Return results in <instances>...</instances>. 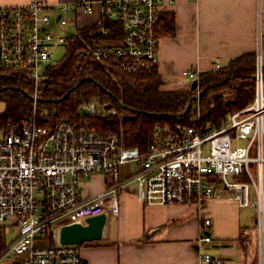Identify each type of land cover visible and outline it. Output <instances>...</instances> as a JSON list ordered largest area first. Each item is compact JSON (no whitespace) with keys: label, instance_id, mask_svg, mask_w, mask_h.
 <instances>
[{"label":"built area","instance_id":"built-area-1","mask_svg":"<svg viewBox=\"0 0 264 264\" xmlns=\"http://www.w3.org/2000/svg\"><path fill=\"white\" fill-rule=\"evenodd\" d=\"M161 0H78L75 3L31 0L0 5V67L25 74L36 85L33 96L62 58L55 45L66 43L64 33L73 23L66 14H92L96 4L103 14L122 22L121 37L103 40L78 51L80 60L93 58L118 66L129 75L151 74L159 67V6ZM55 10L62 12L54 22ZM109 32L104 28V33ZM64 33V34H63ZM256 52L254 98L231 113L220 126L203 120L199 104L192 121L175 127L158 124L145 150L127 146L120 134H102L77 120L53 122L34 108L23 122L10 121L0 131V224H9L15 237L0 260L16 256L26 264H84L78 243L39 244L47 228L83 222L108 211L118 213V193L136 184L138 198L147 204L202 205L214 198L236 199L253 207L260 247L264 240V55L263 32ZM217 63L215 70L221 68ZM200 79L198 64L184 71ZM197 92L200 91V81ZM80 116H113L118 111L96 100H83ZM137 168L123 175L122 167ZM105 174L107 185L93 196H83L80 181ZM60 224L61 221H64ZM212 220L202 224L200 240L210 242ZM202 264H224L211 252Z\"/></svg>","mask_w":264,"mask_h":264},{"label":"crops","instance_id":"crops-1","mask_svg":"<svg viewBox=\"0 0 264 264\" xmlns=\"http://www.w3.org/2000/svg\"><path fill=\"white\" fill-rule=\"evenodd\" d=\"M30 1L0 0V5ZM50 1L73 4L78 0ZM102 14V6L96 4L92 14L66 15L78 27L96 23ZM53 15L56 22L62 12L55 10ZM170 17L175 20L173 33L166 31ZM159 29L162 89H189L183 82L184 71L193 64L205 73L215 70L217 63L225 65L244 53L257 52L260 30L264 33V0H161ZM114 33L122 36L123 26ZM136 168V163L124 164L122 173L126 175ZM91 179L90 190L87 187L86 191L93 196L104 190L107 177L97 173ZM119 192L113 234L109 236L106 229L102 239L80 245L84 264H202L204 251L222 258L224 264H264V240L260 247L253 207H242L232 198H214L202 205L147 204L138 198L135 183ZM206 218L212 220L208 228L213 237L210 242L200 240ZM0 230L7 243V235L11 240L16 235L9 224H0ZM55 230L57 237L59 228ZM38 243L50 244L45 236L39 237ZM0 264L26 262L10 256L1 259Z\"/></svg>","mask_w":264,"mask_h":264},{"label":"trees","instance_id":"trees-1","mask_svg":"<svg viewBox=\"0 0 264 264\" xmlns=\"http://www.w3.org/2000/svg\"><path fill=\"white\" fill-rule=\"evenodd\" d=\"M122 26V22L102 14L96 23L76 27V32L67 36L64 45L66 53L61 62L48 69L47 78L38 88L39 97L45 101L32 100L30 94L35 92L36 85L25 74L0 67V88L7 86L0 92V100L4 103L0 111V131L10 121L21 124L35 108L38 115H48L53 122L68 118L87 123L102 134L117 132L125 145L139 146L145 150L158 124L175 127L178 123H189L197 103L203 120L208 119L220 126L228 115L252 102L256 52L244 53L232 58L218 70L201 73L199 81L203 93L199 100L193 102L189 111L188 105L197 90H164V79L158 71L129 75L108 62L89 57L79 59L80 49L94 47L103 40L121 37L114 31L120 30ZM167 27V32H174L173 17L169 18ZM104 28H108L107 34L104 33ZM71 89L70 94L61 99ZM225 93L233 94V98H228ZM83 100L112 104L122 118L93 116L84 119L80 116ZM148 112L161 115H150ZM44 236L48 237L50 244H55V227L47 228ZM6 246L7 240L0 230V253Z\"/></svg>","mask_w":264,"mask_h":264},{"label":"water","instance_id":"water-1","mask_svg":"<svg viewBox=\"0 0 264 264\" xmlns=\"http://www.w3.org/2000/svg\"><path fill=\"white\" fill-rule=\"evenodd\" d=\"M199 85V80L195 79L192 82L191 88L192 89H197ZM7 86L0 88V92L6 89ZM72 91L69 90L61 99L66 98L70 92ZM203 93L202 90L197 92L195 94L187 108V111H189L192 108V104L194 101L199 100L201 97V94ZM30 97L32 100L35 102L39 101H45L44 98L41 97H36L30 94ZM121 106L126 108V106L122 103ZM112 107V104L107 105V108ZM132 111H138L135 108H130ZM150 115H161V113L157 112H148ZM107 220H108V215L107 213H101L95 216H91L86 218L85 223L83 222H71V223H64L58 230V237L59 241L63 244H83L85 242L93 241L96 239H102L105 236L106 233V227H107Z\"/></svg>","mask_w":264,"mask_h":264},{"label":"rangeland","instance_id":"rangeland-1","mask_svg":"<svg viewBox=\"0 0 264 264\" xmlns=\"http://www.w3.org/2000/svg\"><path fill=\"white\" fill-rule=\"evenodd\" d=\"M67 16V15H66ZM56 21H59V20H56ZM89 21V20H88ZM76 22L75 21H73V23H71V24H69L68 25V27H67V30L66 31H64V33H69L68 34V36L69 35H71L72 33H75L76 32ZM63 33V34H64ZM65 53H66V48H65V46H64V44H57V45H55V56L56 57H59V58H63V56L65 55ZM183 82L184 83H186L185 85H187L189 88H191V85H192V80L191 79H189V78H187V77H185V79H183ZM225 95L228 97V98H230V99H232L233 98V94H230V93H225ZM4 107V103H3V101H1L0 100V111L2 110V108ZM243 109V108H242ZM241 110V109H240ZM237 111H239V110H237ZM237 111H234V112H232V113H235V112H237ZM202 113V112H201ZM229 116V115H228ZM228 118V117H227ZM202 119H203V114H202ZM192 121V118H191V120H190V122ZM189 122V123H190ZM186 124H188V123H186ZM94 174H97V173H94ZM94 174H92V175H94ZM99 174H101V173H99ZM92 175H90L89 177H84V178H82L81 179V181H80V185H81V191H82V194H83V196H91L90 195V193L88 192L87 193V191H86V188L88 187V191L90 190V186L92 185ZM102 175H104V176H106L105 174H102ZM118 195H120V192H119V194ZM16 232V231H15ZM12 235V234H11ZM9 237V235H7V239H8V241L10 242V238H8Z\"/></svg>","mask_w":264,"mask_h":264},{"label":"bare ground","instance_id":"bare-ground-1","mask_svg":"<svg viewBox=\"0 0 264 264\" xmlns=\"http://www.w3.org/2000/svg\"><path fill=\"white\" fill-rule=\"evenodd\" d=\"M196 90V89H195ZM108 215V220H107V233L109 234V236H111L113 234V231L115 229V223H116V216L114 212L108 211L107 212ZM64 221H61L60 224Z\"/></svg>","mask_w":264,"mask_h":264}]
</instances>
